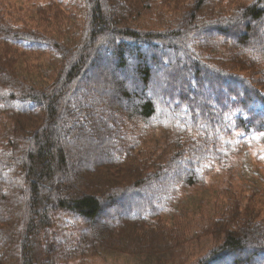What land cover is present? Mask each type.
I'll use <instances>...</instances> for the list:
<instances>
[{"label":"trees","instance_id":"obj_1","mask_svg":"<svg viewBox=\"0 0 264 264\" xmlns=\"http://www.w3.org/2000/svg\"><path fill=\"white\" fill-rule=\"evenodd\" d=\"M160 1L39 3L66 22L87 11L63 42L0 10V264H177L162 216L264 131V0H167L168 26L132 24ZM22 51L48 52L40 80ZM228 201L193 264H264V216Z\"/></svg>","mask_w":264,"mask_h":264},{"label":"rangeland","instance_id":"obj_2","mask_svg":"<svg viewBox=\"0 0 264 264\" xmlns=\"http://www.w3.org/2000/svg\"><path fill=\"white\" fill-rule=\"evenodd\" d=\"M52 0H0V10L5 16L15 24L35 28L43 31L46 35L55 36L57 40L63 42L70 34H78L84 11L76 15L69 22L61 19L55 13L51 15V8L47 10H36L39 3H51ZM60 2L61 7L65 6L66 0H56ZM163 1V2H162ZM153 7L146 8L143 14L135 16L133 14L132 24L140 28H148L153 23V27L157 25L168 26V22L159 20L155 15L160 9H164L170 2L162 0ZM177 6H181L193 0H172ZM42 7V6H40ZM180 11V10H179ZM182 14V11H180ZM157 23V24H156ZM66 24L71 31H67ZM78 24V26H76ZM75 27V28H74ZM23 56L17 60L19 69L26 73L32 74L36 80H40L37 74L40 62L49 59L48 52L43 54V58H37L36 54L20 52ZM246 141V148L240 154L233 158L231 164L233 169L224 173L214 165L213 172L206 176L205 184L189 188L180 189L176 197V204L172 210L173 213L167 211L162 216V220L167 225H174L176 229L173 232V240L178 245L169 258L170 261L177 264L195 263L209 249L216 246L218 237L212 234L198 236L197 232L207 231L202 226L208 218H214L219 213L216 210L223 206V202L230 199L236 206H242L250 203L257 209L261 216H264V131L261 133L251 134L243 137ZM69 143L71 141H68ZM241 142V140H239ZM237 202V203H236ZM113 215V212L108 210ZM183 221L181 222V220ZM184 223V226L179 225ZM178 250V251H177ZM177 251V252H176ZM68 264H137L135 259L129 254L118 255H97L93 257H84L74 259Z\"/></svg>","mask_w":264,"mask_h":264}]
</instances>
